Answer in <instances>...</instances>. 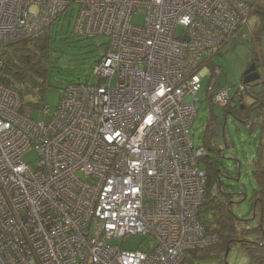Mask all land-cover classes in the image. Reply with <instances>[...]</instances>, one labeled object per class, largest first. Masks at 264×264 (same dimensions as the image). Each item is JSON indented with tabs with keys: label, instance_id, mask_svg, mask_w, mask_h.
I'll return each instance as SVG.
<instances>
[{
	"label": "built area",
	"instance_id": "1",
	"mask_svg": "<svg viewBox=\"0 0 264 264\" xmlns=\"http://www.w3.org/2000/svg\"><path fill=\"white\" fill-rule=\"evenodd\" d=\"M75 6L78 34L109 36L94 68L99 82L65 86L51 117L36 121L0 81V264H181L219 239L199 216L206 148L194 146L198 99L186 96L209 73L212 103L233 97L229 87L214 91L221 69L207 61L247 24L252 6L0 0V74L5 43L38 36ZM136 13L143 24L132 22ZM135 234L151 238L146 249L110 243Z\"/></svg>",
	"mask_w": 264,
	"mask_h": 264
},
{
	"label": "rangeland",
	"instance_id": "2",
	"mask_svg": "<svg viewBox=\"0 0 264 264\" xmlns=\"http://www.w3.org/2000/svg\"><path fill=\"white\" fill-rule=\"evenodd\" d=\"M243 1L254 5L247 24L242 25L237 32L229 35L220 45L218 52L211 58V62L221 69V72L219 71L216 75L214 91L229 87L230 95H233L243 82L244 73L252 63L256 65L257 71L262 75L257 81L251 83L252 90L254 93L264 91V74L262 73L264 68L262 65L264 61V0ZM78 10V6H75L72 15L70 13L64 15L55 22L52 28L49 86L44 104L50 109L44 110V107L26 108L27 115L36 121H47L51 117L59 103L61 87L64 85L78 82H99L100 78L94 72V68L108 48L109 36L87 37L85 34L76 33ZM132 22L143 24L145 15L134 14ZM203 60L205 61L206 57ZM211 64L208 66L211 67ZM210 77L211 74L206 73L202 78L201 89L195 95L186 96L187 101L192 102L196 98L198 99V109L191 127V135L195 147L203 144L206 125L211 115L217 118V134L214 137V144L219 151L216 154L211 153V155L219 161L224 172L231 173L230 175L222 174L221 180L224 187H227L232 194L231 211L236 218L241 220L238 221L239 234L241 235L244 227L257 226L264 210V175L261 173L264 166H260L264 165V125L261 123L263 117L259 115V121L255 120L254 123H251L253 120L251 116H248L245 122L233 113H227L225 116L223 108L226 106H216L208 95ZM252 98L251 94L246 95L244 97L246 104L250 105ZM24 157L34 161L36 154L29 150ZM257 161L259 162L257 163ZM244 236L240 240L232 242L226 250L218 248L215 245L217 241L211 244L212 247L203 255L195 256L188 252L181 264H250L251 257L248 247L253 251L254 248L257 249L258 244L254 242H258L259 239L255 232ZM150 240L151 238L135 234L125 238H114L110 243L120 244L126 248L146 249ZM201 249L196 251L200 252Z\"/></svg>",
	"mask_w": 264,
	"mask_h": 264
},
{
	"label": "trees",
	"instance_id": "3",
	"mask_svg": "<svg viewBox=\"0 0 264 264\" xmlns=\"http://www.w3.org/2000/svg\"><path fill=\"white\" fill-rule=\"evenodd\" d=\"M73 12L74 11H70L69 13L72 15ZM64 15L66 16L67 14L63 13L57 20ZM55 22L48 26H44V31L38 36H26L7 42L1 48L3 66L0 74V81L20 93L22 100L20 111L23 114H27V107L39 109L45 106V95L49 86V59L52 53V28ZM207 63H212L211 68L213 69L219 67L211 62V59H209ZM262 65L264 66V61ZM69 84L64 85L61 89ZM242 85L245 87L241 89V91L237 89L233 97H231L229 102L225 105L226 107L223 108L225 116L227 113H233L244 122L248 116H251L253 117V121L256 120V122H258L260 115L263 117L261 123L264 125V91L254 93L252 84L241 83L239 86ZM249 94L253 97L250 105L246 104L244 100V97ZM242 106L244 107L242 108ZM255 111L257 112L255 113ZM216 119L215 116L211 115L206 125V135L203 143L206 148V153L199 159L200 165L208 173V180L205 187V199L200 208L199 216L208 231L218 234L219 239L215 245L223 250L229 248L232 242L240 240L241 237H245L244 235L255 232L258 235L259 241L254 243L258 244V248H254L255 250L253 251L248 247V252L251 257L250 264H262L264 263V210L262 211L261 219H259L257 226L252 228L244 227L240 235L238 221L241 220L236 218L232 213L231 204L233 202L230 201L232 194L228 191L227 187H224L223 181L221 180L222 174L226 173L230 175L231 173L224 172L220 167L219 161L211 155V153L216 154L219 151L216 144H214V137L217 134ZM258 162L259 161H257V163ZM260 166L262 167L264 165L261 164ZM256 172L259 171L256 170ZM261 173L264 175V170L261 171ZM211 247L212 245L198 247L188 252L192 253L190 255H203ZM200 249L203 251H196ZM188 252L186 254H188Z\"/></svg>",
	"mask_w": 264,
	"mask_h": 264
},
{
	"label": "water",
	"instance_id": "4",
	"mask_svg": "<svg viewBox=\"0 0 264 264\" xmlns=\"http://www.w3.org/2000/svg\"><path fill=\"white\" fill-rule=\"evenodd\" d=\"M187 40V38H185ZM261 77V74L257 72V67L254 63L250 65V67L244 73L245 84H251L253 81H257ZM244 106H242L243 108Z\"/></svg>",
	"mask_w": 264,
	"mask_h": 264
},
{
	"label": "bare ground",
	"instance_id": "5",
	"mask_svg": "<svg viewBox=\"0 0 264 264\" xmlns=\"http://www.w3.org/2000/svg\"><path fill=\"white\" fill-rule=\"evenodd\" d=\"M258 72V71H257ZM244 84V82H242ZM251 85V84H250ZM206 246H210V245H206ZM201 247H205V246H201Z\"/></svg>",
	"mask_w": 264,
	"mask_h": 264
},
{
	"label": "clouds",
	"instance_id": "6",
	"mask_svg": "<svg viewBox=\"0 0 264 264\" xmlns=\"http://www.w3.org/2000/svg\"><path fill=\"white\" fill-rule=\"evenodd\" d=\"M251 6H252V9H253V5L252 4H250Z\"/></svg>",
	"mask_w": 264,
	"mask_h": 264
},
{
	"label": "flooded vegetation",
	"instance_id": "7",
	"mask_svg": "<svg viewBox=\"0 0 264 264\" xmlns=\"http://www.w3.org/2000/svg\"><path fill=\"white\" fill-rule=\"evenodd\" d=\"M262 73L264 74V68H263V72Z\"/></svg>",
	"mask_w": 264,
	"mask_h": 264
}]
</instances>
